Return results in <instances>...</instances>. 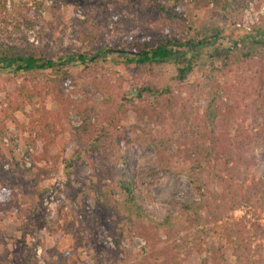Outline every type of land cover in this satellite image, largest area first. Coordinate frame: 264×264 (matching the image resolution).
I'll return each mask as SVG.
<instances>
[{
	"label": "rangeland",
	"instance_id": "374dc122",
	"mask_svg": "<svg viewBox=\"0 0 264 264\" xmlns=\"http://www.w3.org/2000/svg\"><path fill=\"white\" fill-rule=\"evenodd\" d=\"M85 1L61 4L57 19L50 2L24 1L34 10L26 13L17 45L24 38L26 48L42 49L54 62L85 56L84 63L74 58L64 66L65 79L42 70L14 76L11 68H0V189L18 204V210L0 208V264H264V0H163L167 7L176 4L184 19L219 18L227 31L212 45L184 50L182 60L194 57L192 86L178 82L173 57L153 68L115 53L90 62L100 45L127 50L131 40L158 36L164 21L144 1L105 16ZM14 3L0 14L8 20L0 18V38L21 5ZM239 21L250 25L248 34L235 27ZM75 35L101 44L93 49L95 42L88 47ZM229 36L258 54L242 64L234 82L251 145L240 193L248 201L233 211L207 177L208 163H202L204 186L190 180L198 146L211 145L203 129L205 89L197 87L208 74L220 87L233 81L232 66L223 69V59L210 58L216 49L224 55ZM243 51L237 49L234 60L243 62ZM202 83L211 89L206 79ZM142 84L161 95L154 91L140 100ZM70 112L82 124L72 125ZM151 141L170 142V170H157ZM124 160L132 168L136 205L112 176ZM182 204L192 206L184 211ZM168 216L175 227L167 234L156 224Z\"/></svg>",
	"mask_w": 264,
	"mask_h": 264
},
{
	"label": "trees",
	"instance_id": "16d2710c",
	"mask_svg": "<svg viewBox=\"0 0 264 264\" xmlns=\"http://www.w3.org/2000/svg\"><path fill=\"white\" fill-rule=\"evenodd\" d=\"M14 1L15 0H0V8L2 9L0 10V14L3 9L5 12V7L8 2L14 6ZM19 1L21 5H18L17 10H15L11 16V28L8 30L6 26L9 25L6 24L5 28H3L4 30L2 29L3 37L0 38V64H2V67L0 66V68H11L9 73L12 72L14 76L19 73L31 74L42 70L46 73V76L50 77L52 73H54V75L57 74V77L60 79H65L68 75V70L65 69L64 66L72 62L74 58L84 63L85 56L74 55L68 57L64 61L58 60L54 62L53 57L44 55L42 49L34 47L26 48L23 44L24 38L21 39L22 44L17 45L16 37L20 40L18 35V32H21L20 27L23 23H28V15L26 13H30L34 10L33 8H28L26 3H24V1L28 0ZM46 1L50 2L49 10L52 18L57 19L58 17L56 15L59 6L61 4H66L69 0ZM142 1L145 2L146 6L152 9L154 15L161 17L164 21L160 29L161 33L157 32L159 34L158 36L152 39L138 38L136 40H131L128 43L127 50L110 49L104 45H100L101 42L98 44L87 35L83 38L79 35H75V37L84 41L88 47H91L95 42V45L92 46L93 49H96L95 47L100 45L99 48L96 49L94 57L89 59L92 63H95V59L101 53H115L118 58H123L126 63L133 64L136 67L141 68L143 66H149V68H153L156 64L173 57L177 66L176 78L178 82L180 84L187 83L189 86H192L194 84L193 81L196 80L195 72H197L192 65L194 57H191L189 60H182L181 57L184 55V50L190 49L195 51L204 46L212 45L218 37L227 32L225 31L224 24H222L219 18H210L207 21H203L200 19L202 18L201 14L190 16L189 20L186 18L184 19L176 4L167 7L163 0H86L85 2L95 8L99 14L105 16V14L113 15V9L116 10L118 7L124 6L127 3L135 5ZM174 1L176 3L178 0ZM40 5L41 3L36 6L39 7ZM23 10H25V13H22ZM223 10H225V8H223ZM150 15H152V13H150ZM0 18L4 20L5 17ZM5 20L8 22L6 18ZM114 20L116 19L114 18ZM229 38L234 39L231 36H229ZM5 39L10 40L12 45H9ZM237 49L240 51L244 50L239 56L242 58L243 62L237 58L234 60V53H236ZM218 52V49H216L213 53L214 55L210 56V58L216 60L217 63H220V59H223V69H228L232 66L230 68L233 69L235 75L233 76V81H227L224 87L210 82L211 78L209 74L205 75V78L200 77V85H198L197 88L201 91L205 89L204 97L206 100L203 129L210 137L211 145L210 147H206L205 145L198 146V152L195 153V158L191 163L192 175L190 180L193 185L198 183L200 186H204V180L200 176L203 173L202 163H208L210 168L207 177L217 188L221 189L220 200L222 205L227 208V210L233 211L239 208L241 202L248 201L246 195H240V193L245 186L243 174L245 175L247 172L248 161L246 155L251 145V139L249 138L247 130L243 127L244 117L241 115L243 111H241L240 103L236 99L237 86L234 82L238 76V71L243 69V65H245L247 61L256 58L258 54L251 53L249 49H244L241 46L225 50L224 55H218ZM139 79L140 78L137 77V80ZM204 79H206V82L211 86L209 91L206 89L207 86H201L203 85L202 81ZM229 82L231 83L228 86L227 84ZM230 86L234 91L229 88ZM23 90L24 88L22 91ZM155 90L156 89L149 87L147 84L137 85L136 95L140 97L141 100L143 94H152ZM238 91L240 90L238 89ZM155 92L161 95L160 92ZM156 105L151 109L154 110ZM259 124H261L260 128L262 127V130L264 127V119L259 122ZM169 144L170 142L163 144L156 141L148 143V146L153 149L157 156L159 166L157 170H170L171 159L165 157V152L170 148ZM26 154L29 159V154ZM155 172L156 171L153 170L151 173L154 174ZM112 176L119 178L117 188L127 195V199L132 204L136 205V197L131 184L132 168L129 162L124 160L118 167L112 168ZM2 192L3 189H0V208L4 210H18V204L13 199L9 198V194H2ZM190 206H192V204H182L181 208L187 211ZM156 227L164 230L166 229L168 234L174 230L175 225L172 218L168 216L157 223ZM239 234L242 235L241 232H239ZM22 264L28 263L24 261Z\"/></svg>",
	"mask_w": 264,
	"mask_h": 264
},
{
	"label": "built area",
	"instance_id": "2783aa9c",
	"mask_svg": "<svg viewBox=\"0 0 264 264\" xmlns=\"http://www.w3.org/2000/svg\"><path fill=\"white\" fill-rule=\"evenodd\" d=\"M184 1H187V0H184ZM249 6H251V3H249ZM247 13V10L245 11ZM235 27L237 29H241L244 33H249L251 31V28H250V25L244 21L242 22H237ZM225 46L227 47V49H233L234 47H240L241 43H240V40H234V39H231L229 37L225 38ZM73 87H70V90H72ZM69 119H70V122L72 123V125L74 126H79L80 124H82V120L79 119V117L77 115H74V114H71V112L69 113ZM5 143H7V139L4 138L3 140ZM18 151H20V149H18ZM22 158L24 159L25 161V165L29 166L30 163H29V159L27 158V155H23L22 154Z\"/></svg>",
	"mask_w": 264,
	"mask_h": 264
}]
</instances>
